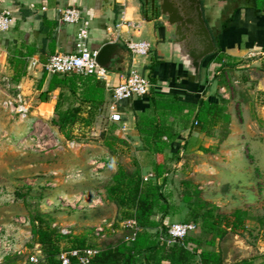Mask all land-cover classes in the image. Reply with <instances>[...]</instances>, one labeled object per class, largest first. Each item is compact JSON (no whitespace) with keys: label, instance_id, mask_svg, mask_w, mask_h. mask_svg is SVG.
I'll return each mask as SVG.
<instances>
[{"label":"crops","instance_id":"obj_1","mask_svg":"<svg viewBox=\"0 0 264 264\" xmlns=\"http://www.w3.org/2000/svg\"><path fill=\"white\" fill-rule=\"evenodd\" d=\"M200 3L214 41L216 55L222 56L220 63L213 58L203 66L200 71V89H197L192 76L183 74L177 60L169 53L168 45L173 27L162 22L160 16L157 19L143 18L139 0H0V11L7 9L12 14L11 28L0 34L4 70L11 73L12 77L13 69L8 62L10 57L15 55L16 50L20 55L16 54L14 57L25 56V74L17 83H12L19 92L38 104L33 112L46 114V117L50 118L60 94L63 92L69 95V92L57 87L48 93L46 100H39V94L47 88L50 79V75L45 74L42 64L55 52L74 51L78 25L61 21L60 13L66 7H76L82 12L83 18L90 21L87 39L89 49L99 50L105 43L111 42L114 37L113 30L123 18L137 22L139 28L136 31H128L127 27L122 26V36L147 40L152 47L147 57L133 58L122 40L115 42L128 55V70L135 67L149 81L153 79V82L150 81V90L177 94L184 101L194 103L200 97L214 102L224 100L227 112L232 116L231 110L228 111L229 104L235 102L241 105L243 102L238 93L230 95L227 91L225 76L228 72L235 76V83L240 85L250 83L259 92H264V73L261 71V64L264 61V0H200ZM112 65L114 68L107 69L105 80H102L104 106L97 114L103 109L107 110V131L122 139L126 149L134 152L135 158L132 160L138 163L142 175L153 172L154 157L142 149V142L135 126L137 115L148 107L150 91L145 96H134L116 103L114 112L118 113L121 119L118 122L112 121L109 88L117 86L128 73V70L127 72L117 70V67H120L119 63L113 62ZM222 89L226 91V95L222 93ZM169 126L174 129L177 136L163 154L168 169L165 177L171 185L170 189L165 185L164 193L173 207V211L163 218L160 214L156 216V220H162L164 225L186 219L190 205L182 200L184 191L188 189L184 187L185 184L196 187L200 197L211 202L212 194H207V191L213 188L216 190L219 184L212 175V170L220 165L221 158L216 157L217 152L222 154L223 150L238 146L236 143L233 145L230 143L231 131L225 140L216 142L213 140L214 137L201 132L200 126L191 120L183 122L170 117ZM100 145L104 155L103 161H106L105 169L110 170L108 173L110 179L117 169V164L110 160L109 149L103 142ZM118 146L124 148V145ZM113 147L117 149L116 145ZM229 160L227 158L221 161L225 172L235 176L244 175L243 170L246 168L243 167L247 165L243 160L245 162L246 160L238 159L241 166L237 170L239 173L233 170L237 163L234 161L235 164H231ZM102 167L104 164L100 166ZM253 264H258L256 259L253 260Z\"/></svg>","mask_w":264,"mask_h":264},{"label":"rangeland","instance_id":"obj_2","mask_svg":"<svg viewBox=\"0 0 264 264\" xmlns=\"http://www.w3.org/2000/svg\"><path fill=\"white\" fill-rule=\"evenodd\" d=\"M3 58L0 52V264H35L29 257L39 255L37 249L40 246L30 231L31 218L36 216L42 217L51 226L54 224L71 232L68 238L61 241L62 250L69 249L74 243L73 238L81 236L85 237L86 245L95 248L115 244L126 232L120 225L116 206L105 200L110 170L105 169L106 161H103L100 144L103 142L102 135L113 136L106 128L107 110L99 112L92 125H76L71 139H66L51 126L46 114L33 112L38 104L28 96H24L28 115L21 119L4 104L20 92L12 83L11 73L4 70ZM234 77L230 72L225 76L227 91L230 95L238 93L243 103L229 104L228 111L231 110L232 116L227 131H231V145L236 143L238 146L223 150L222 154L217 152L216 157L221 158L220 165L212 170V175L219 184L216 190L207 191L212 198L206 208L213 206V214L217 216H230L237 208L246 210L248 215L244 220V229L236 235L243 245L249 247L258 264H263L264 106L262 95L254 85L237 84ZM221 133L223 129L219 126L213 140L220 142ZM118 144L124 145V148H119ZM116 147L113 153L109 152L110 160L117 166L132 170L134 152L126 149L123 142L117 143ZM227 158L232 159L229 163H237L233 167L236 172L241 167L239 160L245 159L244 175L226 173L221 161ZM93 161L97 163L93 164ZM98 163H104V167L99 165L98 168ZM169 184L167 182V189H170ZM63 198L72 203L77 198L80 201L66 206L61 202ZM103 221L111 224V228L106 230L104 238L99 239L94 236L93 230ZM198 226L199 223L197 233L200 230ZM7 244L12 250L5 255L4 245ZM14 251H21V254Z\"/></svg>","mask_w":264,"mask_h":264},{"label":"trees","instance_id":"obj_3","mask_svg":"<svg viewBox=\"0 0 264 264\" xmlns=\"http://www.w3.org/2000/svg\"><path fill=\"white\" fill-rule=\"evenodd\" d=\"M139 2L143 18L157 19L159 17L156 0H139ZM16 54L20 55L17 50ZM216 54L214 51L206 56L202 61L201 69L213 58L220 63L222 56ZM14 56L10 57L8 62L13 69L11 80L17 83L25 74L26 60L25 56ZM153 69L152 65L151 70ZM261 71L264 73V61L261 64ZM44 77L45 75L41 82ZM150 81L154 80L150 79ZM196 85L197 89H200L199 82ZM57 87L66 89L69 95L63 92L60 94L49 122L66 139H71L75 126L91 125L98 110L104 106V82L93 74L85 75L76 72L68 75L52 74L47 88L39 94V100H46L48 93ZM260 94L264 104V92ZM170 117L178 118L183 122L189 120L196 122L201 132L210 137L217 136L220 126L223 129L219 137L220 142L229 133L227 126L230 122V114L227 112L224 100L214 102L200 97L191 103L180 99L177 94L150 90L148 107L137 115L135 126L142 142V149L154 157L153 172L157 180L144 182L141 168L134 162L132 170L118 164L105 186V200L116 206L120 221L134 219L138 229L133 239L128 241L125 237L132 233V229L124 228L126 234L122 239L115 244L96 248L97 252L89 258L87 263H80L75 257H71L68 264H223L220 241L228 232L239 234L244 229V220L248 213L244 209L237 208L230 216L214 215V207L206 208L210 203L203 200L197 188L190 184L184 186L188 189L184 191L182 200L190 207L183 221L192 222L196 226L199 223V233L195 230L186 235L180 243L175 244H168L157 239L158 227L165 232L166 226L162 220H156V216L160 214L163 218L173 211L164 193V186L167 183L164 173L168 169L163 154L177 136L174 129L169 126ZM102 139L103 144L112 153L115 150L114 145L124 143L116 136L103 137L102 135ZM30 222L31 234L40 246L37 249L38 262L35 264H62L58 256L62 250L60 243L69 235H62L58 227H52L42 217H33ZM73 239L74 243L69 249L95 248L85 244L84 236ZM254 258L231 264H253Z\"/></svg>","mask_w":264,"mask_h":264},{"label":"built area","instance_id":"obj_4","mask_svg":"<svg viewBox=\"0 0 264 264\" xmlns=\"http://www.w3.org/2000/svg\"><path fill=\"white\" fill-rule=\"evenodd\" d=\"M60 20L73 25H78V29L76 32V41H75V49L71 53H63V52H55L51 54L47 60L42 64L43 70L47 73V75L58 74V75H68L73 72L79 74H93L100 80H105L107 69L100 66L97 62V54L98 50H91L87 45V39L89 37L90 30V21L87 18H83L82 12L80 9L76 7H66L61 10ZM12 24V14L9 10L3 9L0 11V33H4L9 31ZM127 27L129 31H136L139 28V23L133 22L130 19H122L118 24H116L113 34L114 37L112 39V43L117 42L118 40H122L131 54L134 57L145 58L149 55L151 51V43L144 39H135L132 36L128 38H124L122 36L121 27ZM151 88V82L149 79L141 75L135 67H131L128 70L127 76L122 80L117 86L110 87L111 91V120L112 121H120L121 117L118 113L114 112V108L116 103L123 99H129L132 97H142L148 94ZM222 93L226 95V91L222 89ZM27 101L22 93H16L14 97L5 101V106L10 109L11 112L17 114L21 119H24L28 115V106ZM195 124H197L195 122ZM97 161H93V164H96ZM104 163H98L102 166ZM167 176V173L164 174ZM142 180L144 182L147 181H156L157 178L154 172H148L142 175ZM165 189V186H164ZM80 199L72 203L64 198L61 199L62 203H65L66 206H73ZM64 205V204H63ZM120 225L123 228L132 229V233L125 237V240H132L138 227L134 219H126L120 222ZM166 230L163 232L161 227H158V237L157 239L160 241L167 242L168 244L180 243L182 239L188 235L189 233L196 230V225L192 222L185 221H174L170 224H166ZM52 227H57L56 225H52ZM111 228V224H106L103 221L102 224L97 225L93 234L95 237L101 239L106 235V230ZM59 232L62 235H70L71 232L66 228H59ZM113 231V229H112ZM5 255L11 253V245H4ZM17 254H21V251H14ZM97 252L96 248L86 247L84 249L71 248L68 250H61L59 253V258L62 261V264H68L71 257H75L80 263H87L89 258ZM29 259L33 263H37V257L30 255Z\"/></svg>","mask_w":264,"mask_h":264},{"label":"water","instance_id":"obj_5","mask_svg":"<svg viewBox=\"0 0 264 264\" xmlns=\"http://www.w3.org/2000/svg\"><path fill=\"white\" fill-rule=\"evenodd\" d=\"M162 22L173 27L168 50L175 57L183 74L199 82L204 58L215 51V45L206 25L200 0H156ZM128 55L116 43H105L97 54L100 66L110 70L113 62L120 64L117 70L127 72ZM223 264L251 258L248 246L241 243L236 234L228 232L220 241Z\"/></svg>","mask_w":264,"mask_h":264}]
</instances>
